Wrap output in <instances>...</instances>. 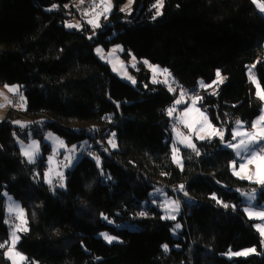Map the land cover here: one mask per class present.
<instances>
[{
    "label": "trees",
    "instance_id": "1",
    "mask_svg": "<svg viewBox=\"0 0 264 264\" xmlns=\"http://www.w3.org/2000/svg\"><path fill=\"white\" fill-rule=\"evenodd\" d=\"M70 1L0 0V86L18 84L26 102L0 122V264H10L5 192L26 211L28 229L16 249L28 264H264L262 238L239 191L254 184L234 176V154L217 137L183 149V166H176L167 115L181 87L199 91L200 108L226 129V140L233 119L251 122L261 114L264 100L252 78L264 91V11L253 0H161L155 17L159 0H134L130 14L122 11L126 0H112L111 14L91 37L87 23L64 26ZM97 44H120L124 58L166 67L176 91L151 83L143 66L134 71L137 85L128 84L95 55ZM217 70L225 81L216 93L199 86ZM17 120L30 123L21 128ZM94 125L115 147L109 144L98 163L81 156L61 189L44 180L46 144L41 161L31 164L14 139L16 133L26 139L28 130L41 139L50 130L73 145L88 142L85 128ZM161 182H186L196 201L175 220L163 218L162 209L138 217L136 209L149 205ZM174 224L181 226L177 237ZM100 232L121 241L108 244ZM244 248L257 253L223 255Z\"/></svg>",
    "mask_w": 264,
    "mask_h": 264
},
{
    "label": "rangeland",
    "instance_id": "2",
    "mask_svg": "<svg viewBox=\"0 0 264 264\" xmlns=\"http://www.w3.org/2000/svg\"><path fill=\"white\" fill-rule=\"evenodd\" d=\"M133 1L126 0L122 6V11L126 14H130L133 11ZM259 9L262 8V3L259 0H253ZM70 4V3H69ZM68 7V5H67ZM162 1L159 0L156 4L155 17L161 14ZM113 10L112 0H93V9L88 12L76 13L75 18H69L65 20L64 26L71 29H81L84 24L90 25L92 29V36H95L97 29L102 25V21L107 20ZM159 12V15L157 14ZM91 22V23H90ZM108 23V22H105ZM72 25V27H69ZM100 50L99 52L97 50ZM124 47L120 44H115L106 49L104 46L97 44L94 47L95 55L104 63L108 64L112 72L120 79L136 86L138 83L137 76L134 71L139 70L140 66H143L149 72V80L151 83L163 84L170 91H176V83L171 72L159 64L152 63L146 58H137L133 54L129 58H124L122 53ZM165 70H167L165 72ZM219 73V77L217 76ZM225 81V76L217 70L215 79L210 83L200 82L199 86L207 88L211 93H216L220 85ZM255 95L261 101L264 100V91L256 77L252 78ZM181 90V91H180ZM178 96L175 101L167 108V115L171 121L178 119L179 125L174 128L171 141V156L174 164L179 168L183 166V149H196V140H205L213 137L221 139L218 133H223L222 145L224 148L229 149L234 154V159L231 161V172L238 179L247 180L249 183L254 184L246 189H240V194L243 202V211L246 214L248 220L252 221L254 229L259 233L262 238V244L264 246V218H261L258 214L264 212V200H259V192L264 190V184L260 183L264 180V152L251 157L249 154L241 151V155L237 156V149L229 148L228 143L239 144L241 139H244L245 143H248L247 136H237L233 140V135L236 132L246 133L251 135L257 140H261L259 133L264 129V121L261 117L264 116V105L262 107L261 114L253 119L251 122H246L240 118L232 120L231 137L225 139L226 129L224 127L216 126L208 117L206 112L200 108L198 99L188 97V95L180 88ZM18 93L21 97L20 86L18 84H10L0 86V122L6 117L7 112L11 107H14L10 98L11 93ZM23 98V97H22ZM177 100H181L180 104H176ZM187 105V106H186ZM172 109V114L169 115V110ZM30 122L27 120H17L15 124L21 128L26 127ZM255 124V127L252 125ZM200 137H203L201 139ZM15 143L18 146L21 155L24 159L31 164H38L43 158V145L49 149L45 159L44 180L46 183L51 184L55 175L59 172V163L61 161H68V170L73 168L74 165L80 160L82 151L87 145V141H82L77 144L69 145L67 142L55 134L53 131L44 130L41 139L35 137L32 130L27 131V138L24 139L19 133L14 135ZM35 142V146L34 145ZM110 148H114V141L108 138ZM30 146H33L30 148ZM253 147V146H252ZM28 150L32 153L33 158L30 160L24 153ZM248 157V158H243ZM243 164V168H241ZM254 194V198H251ZM160 196L162 199V211L163 218L169 220H175L178 216L179 210L177 205L171 201L167 196L155 190L153 197ZM5 210L7 215H15L17 218V224L11 228L9 242L4 245L5 257L10 261V264H28L26 256L16 249V244L19 241L20 235L27 231V217L26 211L21 206L19 200L15 199L12 195L4 193ZM172 207V210H169ZM175 217L174 219L172 217ZM174 224L172 228V236L177 237L178 231L181 226ZM119 227H126L130 230L134 228L130 225H121ZM13 233L15 235H13ZM106 243H117L121 239L115 235L108 234L107 232H100L98 234ZM112 237L109 242L105 237ZM255 248H244L238 251L229 250L223 254L226 258L231 259L233 257H248L256 254Z\"/></svg>",
    "mask_w": 264,
    "mask_h": 264
},
{
    "label": "built area",
    "instance_id": "3",
    "mask_svg": "<svg viewBox=\"0 0 264 264\" xmlns=\"http://www.w3.org/2000/svg\"><path fill=\"white\" fill-rule=\"evenodd\" d=\"M261 2V1H260ZM70 18H75L76 13L79 12H88L93 9V0H71L70 2ZM262 6H264V3ZM182 90L191 98H197L199 91L197 89L191 90L187 87H182ZM10 98L14 108H23L26 106L25 100L18 93H11ZM179 125L178 119H174L170 126L169 130L171 134L175 127ZM88 136L90 137L87 145L82 151V156L91 158L95 163H98L104 152L109 151V142L106 137H102L101 125H94L91 127L85 128ZM253 148L257 149L258 152H264V140H260L259 144L253 145ZM68 161H61L59 163V172L55 175L54 179L51 182L52 189H61L65 184V177L68 171ZM157 190L164 195H167L172 202L178 205V210H181L185 203H193L196 201V198L193 194L189 193L186 189V182L180 183H170V182H161L158 184ZM163 203L160 196L153 198L149 205H143L142 207L136 209L135 213L138 217L144 218H153L156 215V211L162 209ZM143 212L145 215H140ZM7 223L13 228L17 224V218L15 215H7ZM2 245H0V248ZM4 247V246H3Z\"/></svg>",
    "mask_w": 264,
    "mask_h": 264
},
{
    "label": "snow or ice",
    "instance_id": "4",
    "mask_svg": "<svg viewBox=\"0 0 264 264\" xmlns=\"http://www.w3.org/2000/svg\"><path fill=\"white\" fill-rule=\"evenodd\" d=\"M261 10L264 11V6H262ZM157 14L159 15V12H157ZM69 27H72V25H69ZM97 51L99 52L100 50L98 49ZM166 71L167 70H165V72ZM217 76L219 77V73H217ZM262 98H264V97H262ZM181 102H182L181 100H177L176 101V104H180ZM172 111L173 110L170 109L169 112H168V114L171 115L172 114ZM261 120L264 121V116L261 117ZM252 127H255V124H253ZM218 134L220 135V137L222 139L223 138V133H218ZM237 136H247L248 137V143H245L244 139H241L239 141V144L238 145L237 144H233V143H228L227 146L229 148H233V149H237L238 148L239 149L237 151V153H236L237 156H240L241 155V151L244 152V153L249 154L251 157H255V156H257L259 154L258 150L252 147L253 145L259 144V142H260L259 140L253 138L249 134L241 133V132H236L233 135V140H235ZM259 137H260L261 140H264V129H262L261 132L259 133ZM200 138L203 139V137H200ZM33 146H35V142H34V145ZM33 146H30V148L33 147ZM113 147H115V145H113ZM24 154L26 156H28L30 160L33 158L32 153L30 151H28V150H26ZM243 158L246 159L248 157H243ZM261 159H264V156H261ZM241 168H243V164H241ZM260 183L264 184V180H261ZM251 198H254V194L252 195ZM224 206L225 207H228L227 204H225ZM176 207L178 209V205ZM140 215H145V213L141 212ZM258 215L261 218H264V212H260ZM172 218L174 219L175 217L173 216ZM177 227H179V225H177ZM13 235H15V234L13 233ZM105 238L108 239L109 242H111V240L113 239L112 237H107V236ZM164 247H165V250H167V246L165 245Z\"/></svg>",
    "mask_w": 264,
    "mask_h": 264
},
{
    "label": "crops",
    "instance_id": "5",
    "mask_svg": "<svg viewBox=\"0 0 264 264\" xmlns=\"http://www.w3.org/2000/svg\"><path fill=\"white\" fill-rule=\"evenodd\" d=\"M181 91V90H180ZM13 93V92H12ZM187 106V105H186ZM169 210H172V207H170V209Z\"/></svg>",
    "mask_w": 264,
    "mask_h": 264
}]
</instances>
